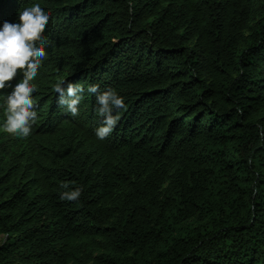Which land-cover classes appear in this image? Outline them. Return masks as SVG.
Instances as JSON below:
<instances>
[{"label":"trees","instance_id":"16d2710c","mask_svg":"<svg viewBox=\"0 0 264 264\" xmlns=\"http://www.w3.org/2000/svg\"><path fill=\"white\" fill-rule=\"evenodd\" d=\"M37 2L38 119L0 131V264H264V0H0V24ZM60 81L85 88L76 117ZM93 84L126 105L103 141Z\"/></svg>","mask_w":264,"mask_h":264},{"label":"clouds","instance_id":"9594fccd","mask_svg":"<svg viewBox=\"0 0 264 264\" xmlns=\"http://www.w3.org/2000/svg\"><path fill=\"white\" fill-rule=\"evenodd\" d=\"M17 16V22L4 21L0 24V101L4 114L0 131L26 138L38 119L33 99L36 86L32 82L46 57L44 31L49 15L37 2L20 8ZM18 75L21 78L11 83ZM64 83H55L52 90L58 94L57 103L76 117L85 88L71 82L65 87ZM5 89L10 91L5 92ZM87 92L96 96V112L101 120L95 129V136L103 141L116 128L120 112L126 107L125 101L115 89L100 91L95 84L90 85ZM61 187L66 189L61 193L63 200L75 201L82 194L81 187L69 189L67 182H63Z\"/></svg>","mask_w":264,"mask_h":264},{"label":"rangeland","instance_id":"374dc122","mask_svg":"<svg viewBox=\"0 0 264 264\" xmlns=\"http://www.w3.org/2000/svg\"><path fill=\"white\" fill-rule=\"evenodd\" d=\"M2 240H3V238H2V237H0V243L2 242Z\"/></svg>","mask_w":264,"mask_h":264}]
</instances>
